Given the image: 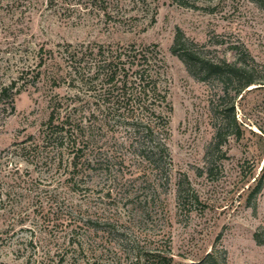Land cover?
Returning <instances> with one entry per match:
<instances>
[{"label":"rangeland","instance_id":"374dc122","mask_svg":"<svg viewBox=\"0 0 264 264\" xmlns=\"http://www.w3.org/2000/svg\"><path fill=\"white\" fill-rule=\"evenodd\" d=\"M179 33L215 62L246 51L264 77L254 0H0V86L18 91L13 113L0 104V264H134L144 252L190 264L211 250L227 264H264V188L252 196L264 173V84L236 99L240 135L217 149L218 85L173 54ZM130 44H156L162 59L168 181L133 155L126 121L69 85V46ZM53 109L55 124L69 116L65 142L47 136ZM107 120L90 140L78 127Z\"/></svg>","mask_w":264,"mask_h":264},{"label":"trees","instance_id":"16d2710c","mask_svg":"<svg viewBox=\"0 0 264 264\" xmlns=\"http://www.w3.org/2000/svg\"><path fill=\"white\" fill-rule=\"evenodd\" d=\"M254 1L264 7V0ZM65 50L69 85L93 92L96 111L103 110L108 116H112L111 120L118 117L126 121L131 131L128 143L133 155L168 181L172 160L167 145L170 137L169 118L164 112H171V106L168 102V89L161 82L163 63L157 45L69 46ZM235 50L238 51V47ZM172 52L184 63L194 79L216 82L218 85V103H212V110L218 120L216 148L224 144V138L239 136V124L235 117L236 99L251 85L264 84V77H258L257 72L248 64L250 55L239 50L235 62H215L206 59L194 46H189L183 40L182 33L176 36ZM15 86V81L0 86V104L5 102L11 113L15 111V96L18 93L14 92ZM224 104L229 115L219 117V110ZM92 114L94 116V110ZM60 116V112L53 109L47 136L55 141L65 142V139L74 136V132L65 127L68 115H64L67 118L61 124L53 123L54 120L61 119ZM110 121L99 124V127L93 124H78V127L83 137L90 140L96 136L95 131H100ZM263 188L264 173L254 186L252 196L260 194ZM195 199L197 200V196ZM135 259L134 264H140V260L143 264H173L170 255L154 252L137 253ZM190 264H227V259L218 250H211L201 260Z\"/></svg>","mask_w":264,"mask_h":264}]
</instances>
